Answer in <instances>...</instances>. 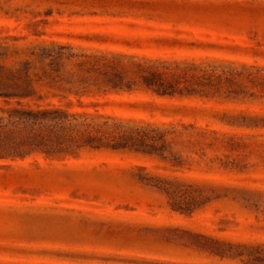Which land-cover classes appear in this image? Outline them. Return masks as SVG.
<instances>
[{"label": "rangeland", "instance_id": "rangeland-1", "mask_svg": "<svg viewBox=\"0 0 264 264\" xmlns=\"http://www.w3.org/2000/svg\"><path fill=\"white\" fill-rule=\"evenodd\" d=\"M52 44L229 66L242 74L240 93L100 92L82 107L73 98L77 111L179 131L192 124L175 144L186 163L92 149L0 161V264L218 261L180 242L186 232L264 243V0H0V66L18 68ZM11 104L0 99V117ZM140 174L203 188L212 201L175 211Z\"/></svg>", "mask_w": 264, "mask_h": 264}, {"label": "trees", "instance_id": "trees-1", "mask_svg": "<svg viewBox=\"0 0 264 264\" xmlns=\"http://www.w3.org/2000/svg\"><path fill=\"white\" fill-rule=\"evenodd\" d=\"M31 54L35 60L18 68L0 66V99L9 105L15 100L0 117V161L36 155L66 157L92 149L129 151L183 167L186 160L175 144L185 132L195 129L192 124L182 125L179 131L173 124L77 111L73 98L82 107L81 98L100 92L142 90L169 99L231 98L240 93L237 80L242 74L225 65L89 53L63 44L40 47ZM138 178L163 193L175 211L193 214L212 201L207 190L191 184L143 174ZM178 240L218 260L200 264H264V243L234 242L190 232Z\"/></svg>", "mask_w": 264, "mask_h": 264}]
</instances>
